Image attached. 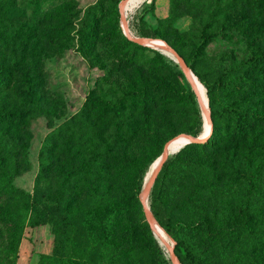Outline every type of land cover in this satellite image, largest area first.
<instances>
[{
  "label": "rangeland",
  "instance_id": "374dc122",
  "mask_svg": "<svg viewBox=\"0 0 264 264\" xmlns=\"http://www.w3.org/2000/svg\"><path fill=\"white\" fill-rule=\"evenodd\" d=\"M119 2L0 0V264H173L164 241L175 240L150 209L165 236L154 233L140 196L165 142L204 134L206 120L153 38L211 86L208 122L231 126L233 107L262 122L246 140L213 133L172 150L147 203L183 224L180 264L186 251L206 264H264V0H142L125 13L141 42L125 36ZM11 110L26 113L12 120ZM91 203L92 222L64 225Z\"/></svg>",
  "mask_w": 264,
  "mask_h": 264
},
{
  "label": "trees",
  "instance_id": "16d2710c",
  "mask_svg": "<svg viewBox=\"0 0 264 264\" xmlns=\"http://www.w3.org/2000/svg\"><path fill=\"white\" fill-rule=\"evenodd\" d=\"M149 35H151L153 37H158V35L156 33L149 34ZM127 38L130 39L129 37H127ZM250 57H253V56H250ZM250 57L248 58L249 60H247L248 64L251 63V61H254L256 59L255 56H254L255 58H250ZM187 65L192 68V65L190 63H188ZM238 68H239V66H236L234 69L237 70ZM218 79L220 81H222V76L219 75L218 76ZM204 85H205V88H206V92L209 95V100L211 101L212 100V97H211L212 88H211V86L209 84H206L205 82H204ZM231 110L233 111L232 112V115L234 116V122H233V124L231 126H229V127L226 125L223 129H219L217 127L215 121L213 120L212 121V129H211L209 135L207 136V138L205 140H203V141H206L210 137V135H212L213 133H216L217 135H226V136H229V140H234L235 142L236 141H239V140H246L251 134H253L252 131H253L255 125L260 124L262 122V120L260 118H258V116H256V115H252L251 117L246 118V115H247L246 112L244 110H242V109H239L238 107H233V108H231ZM25 113L26 112L23 111V110H18V111H12L11 110V111H6V114H4V115L8 119H12V120H20L21 119L22 120V117L25 115ZM70 119H74L75 120L76 119L75 118V114L71 115ZM187 132H189V133H191L193 135H196V132L195 131L189 130ZM203 141L186 143L182 147H180L178 150H176L175 153L176 154L179 153L181 150H183L187 146H196L199 143L201 144V142H203ZM161 153H162V151H158L156 153V155H155L154 160ZM196 153L197 152H193L192 154L189 155V160L191 162H195L196 161L195 160ZM192 155H194V157H191ZM167 159L168 158H166L163 161L161 167H163L166 164ZM207 160H208L207 161L208 164H206V165L209 168V170L215 169L216 162L214 160L209 159V158H207ZM101 162H102L101 163V171L103 170V173H109V171L111 169V166H107L106 160L104 162V158L103 157L101 158ZM125 162H127V160L126 161H124L123 159L116 160V162H115L114 165H116V167H118V168H120V167L122 168L124 166ZM112 167H114V166H112ZM144 170H145V167L144 166L141 167V168H139L137 170V172H138V182H137L136 189L138 191L142 188V182H143L142 177H143ZM214 177L216 179L217 178V175L214 174ZM144 181H145V179H144ZM10 188L12 190H14V187L11 186ZM18 191L21 192V193H23L22 189H18ZM105 192L107 193L108 190L106 189ZM151 192H155V188H152L151 189ZM23 196H24L23 205H25V207L30 206V200L31 199H30L29 193H27V194L26 193L25 194L23 193ZM58 204H59V207L60 208H62V207L63 208H66L69 205V201L63 199V200H60L58 202ZM150 209L152 210V212L156 216V219H157L158 223L175 240V243H174V251H175V254L179 256V253L181 252L180 247L182 245V241L179 238V236L177 235V231H178L179 228L182 227L183 224L181 222H177L175 224H172L171 221H170V213H172V210H165L164 207L162 206V204H160V202L155 201L154 198L150 201ZM92 212H93V203L90 204V209H89V211L87 213H84V214L79 215V214H71V213H68L67 212V214H63V217H66V216L68 217V219L63 218L64 225H65V222L66 223L74 224V221H76V220L79 221V223H81V224L90 223L93 220V218H92ZM109 224H110V220H108L106 222V225L109 226ZM106 238H107V236H106ZM101 241H104V238H102ZM153 241H154L155 244H158V240L155 237H153ZM246 243H249V241L246 242ZM184 256L186 257V259L188 260V262L190 264H206L202 259L197 258L190 251H186L184 253Z\"/></svg>",
  "mask_w": 264,
  "mask_h": 264
},
{
  "label": "water",
  "instance_id": "95a60500",
  "mask_svg": "<svg viewBox=\"0 0 264 264\" xmlns=\"http://www.w3.org/2000/svg\"><path fill=\"white\" fill-rule=\"evenodd\" d=\"M124 3H125V0H120V2H119L120 18H121V20L123 22L122 28H123L124 34L127 37H129L132 40H134V41H138V42L146 41V38L145 37L135 36V35H132L130 33V30H129L128 24H127V19L125 17L124 12H123ZM154 39H158V38H153V39H149V40L152 43ZM164 44L172 52V54L174 55L175 59L182 66V68H183V70H184L187 78L189 79V73H190V70L191 69L187 65L186 61L182 58V56L176 50H174L172 47H169L166 42H164ZM152 45H154V44L152 43ZM192 87H193V85H192ZM200 106H201V108H202V110L204 112V115L206 116V119L209 120L210 119V117H209V111H207L206 107H204L203 105H200ZM211 129H212V124L209 121V128H208V131L205 134H199V135L196 136V135H192V134H189V133H180V134H177V135L173 136L169 140H167L165 142V144L167 142H169L171 139H173L175 137H178L180 135L184 136V142H183V144L180 147H182L184 144L189 143V142H199V141H203V140H205L207 138V136L209 135ZM165 144L163 146L162 156H161L160 160L158 161L157 165L155 166V168H154L152 174L150 175L149 179L147 180L146 183H144L143 190H142V194L140 196L144 213H145V215L147 217L148 222L151 224V226L153 228V231H154V224L153 223H154L155 220H154V217H153L152 212L150 210V207H149V205L147 203V194H148V191H149V189H150V187H151V185H152V183H153V181L155 179V176H156L158 170L160 169L163 161L167 158V156L169 154L168 153V150L165 147ZM180 147H178V149ZM174 151H176V150H174ZM164 243L169 248L170 257H171V260H172L173 264H178V261L179 260H178V257L176 256L175 252H174V242L170 244L167 241H164Z\"/></svg>",
  "mask_w": 264,
  "mask_h": 264
},
{
  "label": "bare ground",
  "instance_id": "6f19581e",
  "mask_svg": "<svg viewBox=\"0 0 264 264\" xmlns=\"http://www.w3.org/2000/svg\"><path fill=\"white\" fill-rule=\"evenodd\" d=\"M140 1H142V0H125L124 8H123L124 14L126 13V11H128L131 8H133ZM122 25H123V22H122ZM152 43L157 48L172 54V52L165 46V44H164V42L162 40L154 39ZM189 80L191 82V85H193V88H195L197 90V92H198V94H196V96H197L199 104L203 105L204 107H206L207 111H209L208 104H207L208 103V96H207V93H206V89H205L204 85L202 84V82L199 80V78L191 70H190V73H189ZM204 118L206 120V131H205V133H206L208 131V128H209V122L206 119L205 115H204ZM183 142H184V136L180 135L178 137H175V138L171 139L169 142H167L165 147L168 150V153H171L172 150H175L178 147H180L183 144ZM161 156H162V154L158 157V159L153 164L150 172L148 173L147 180L149 179L150 175L152 174V172H153L155 166L157 165L158 161L160 160ZM147 180H146V182H147ZM153 224H154V233H156V235L159 236L161 240H163V238L165 236L163 231L161 230V228L159 227V225L157 224L156 221H154ZM165 241H167L168 243H171V241H169L167 239H165ZM178 264H180V263L178 262Z\"/></svg>",
  "mask_w": 264,
  "mask_h": 264
}]
</instances>
